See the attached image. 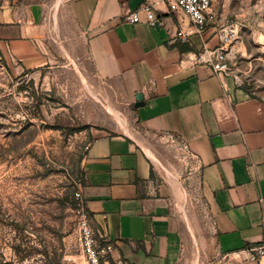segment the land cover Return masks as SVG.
Returning <instances> with one entry per match:
<instances>
[{
	"label": "crops",
	"instance_id": "crops-1",
	"mask_svg": "<svg viewBox=\"0 0 264 264\" xmlns=\"http://www.w3.org/2000/svg\"><path fill=\"white\" fill-rule=\"evenodd\" d=\"M143 3L162 24L144 12L137 23L126 19ZM217 26L183 41L177 32L194 31L190 18L164 0H0L8 67L36 72L72 61L130 111L132 132L95 130L82 167L90 224L114 261L259 264L264 97L196 63L220 45Z\"/></svg>",
	"mask_w": 264,
	"mask_h": 264
},
{
	"label": "rangeland",
	"instance_id": "rangeland-1",
	"mask_svg": "<svg viewBox=\"0 0 264 264\" xmlns=\"http://www.w3.org/2000/svg\"><path fill=\"white\" fill-rule=\"evenodd\" d=\"M214 10L218 30H238L229 73L264 97V0ZM130 121L122 96L109 100L72 61L28 72L0 57V264H86L75 194L87 148L95 130L132 132Z\"/></svg>",
	"mask_w": 264,
	"mask_h": 264
},
{
	"label": "built area",
	"instance_id": "built-area-1",
	"mask_svg": "<svg viewBox=\"0 0 264 264\" xmlns=\"http://www.w3.org/2000/svg\"><path fill=\"white\" fill-rule=\"evenodd\" d=\"M171 13L183 11L191 21V26L194 31L180 29L177 32V37L183 41L197 32L203 33L210 25L218 24V16L214 10V0H164ZM139 12H144L147 16V21L150 25L162 24L157 18L153 6L149 3H143L139 6L138 10L131 12L126 19L131 23L140 21ZM217 34L220 40V45L215 49L205 47L204 50L197 56L196 63L208 64L217 72L228 73L230 44L233 40L238 38V30L230 29H217ZM78 200L77 213H78V228H79V241L82 253L85 257L86 264H134L128 261H114L111 259L112 245L107 241L104 246L100 245L98 234L93 229L89 221V214L86 210L82 194L80 191L75 194ZM255 254L252 259L264 264V241L260 246L254 249Z\"/></svg>",
	"mask_w": 264,
	"mask_h": 264
},
{
	"label": "water",
	"instance_id": "water-1",
	"mask_svg": "<svg viewBox=\"0 0 264 264\" xmlns=\"http://www.w3.org/2000/svg\"><path fill=\"white\" fill-rule=\"evenodd\" d=\"M143 105V96L141 94H138L137 95V102L135 104V107H139Z\"/></svg>",
	"mask_w": 264,
	"mask_h": 264
},
{
	"label": "trees",
	"instance_id": "trees-1",
	"mask_svg": "<svg viewBox=\"0 0 264 264\" xmlns=\"http://www.w3.org/2000/svg\"><path fill=\"white\" fill-rule=\"evenodd\" d=\"M0 57H1V53H0Z\"/></svg>",
	"mask_w": 264,
	"mask_h": 264
}]
</instances>
